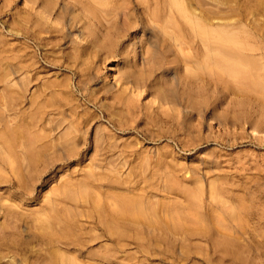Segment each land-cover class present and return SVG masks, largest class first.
Listing matches in <instances>:
<instances>
[{
	"label": "rangeland",
	"instance_id": "1",
	"mask_svg": "<svg viewBox=\"0 0 264 264\" xmlns=\"http://www.w3.org/2000/svg\"><path fill=\"white\" fill-rule=\"evenodd\" d=\"M182 2L0 0V264H264V0Z\"/></svg>",
	"mask_w": 264,
	"mask_h": 264
},
{
	"label": "bare ground",
	"instance_id": "2",
	"mask_svg": "<svg viewBox=\"0 0 264 264\" xmlns=\"http://www.w3.org/2000/svg\"><path fill=\"white\" fill-rule=\"evenodd\" d=\"M143 1V0H142ZM164 1V0H163ZM200 1V0H199ZM135 2V1H134ZM141 2V1H140ZM167 2H168V4H167V7H168V5H169V9L168 10H170V6H171V10H172V12H174V10L176 9V12H178V11H181V13L180 12H178V13H180V15L181 16H183V18L181 17V19H180V21H181V23L182 24H184V22H185V20H186V18L184 19V17H185V15L186 14H183V2H182V0H167ZM163 3V2H162ZM144 4V3H143ZM145 4H146V2H145ZM153 4H156L155 3V1H154V3ZM159 4V3H158ZM164 4V3H163ZM147 5V4H146ZM198 5V4H197ZM139 5L137 4V3H134V7H138ZM149 6V5H148ZM147 7V6H146ZM175 7H179V9L177 10V8H175ZM173 8V9H172ZM191 8V7H190ZM99 9H101V8H99ZM137 9V8H136ZM143 9V8H142ZM147 9H148V7H147ZM161 9V8H160ZM187 9V8H186ZM170 10V11H171ZM188 10H189V8H188ZM152 11H154V9L152 10ZM152 11L150 12L149 10L148 11H146V9H145V7H144V10L141 12V14L140 15H138L137 17H138V19H137V21H138V23L142 26V27H147L148 26V20H149V17H148V15L151 17V18H156V19H160V17H159V14L157 15L156 14V12L154 13H152ZM185 11V10H184ZM176 12H174L175 14H176ZM158 13V12H157ZM185 13V12H184ZM193 13V12H192ZM155 15V16H154ZM197 16V15H196ZM180 17V16H179ZM194 17V16H193ZM195 18V17H194ZM194 18H190V19H192V21H191V24H187V27H188V25H191L192 26V28L194 29V31H195V33L196 34H194V36H192V38H194V42H196L197 44L198 43H200L201 41H200V39H198V41H196L195 40V38L197 37L198 38V36H199V38H201V36L203 37V35L202 34H204V33H202V24H201V22H199L197 19H194ZM184 19V20H183ZM188 19V18H187ZM126 20H128V19H126ZM130 20V19H129ZM161 21H162V19H161ZM209 21V20H208ZM173 22V21H172ZM186 22H188V23H190L189 22V19H188V21H186ZM180 23V24H181ZM170 25H171V20H169V19H167L166 21H165V24H164V26H165V28H167L168 26L170 27ZM173 25H175V24H173ZM135 26V25H134ZM180 27H181V25H180ZM182 27H184V28H187L185 25H183ZM190 28V27H189ZM188 28V29H189ZM192 28H190L189 30L191 31L192 30V32H194L193 31V29ZM206 28V27H205ZM184 31V30H183ZM169 32V31H168ZM214 32V31H213ZM177 33H180V32H177ZM209 34V33H208ZM215 34V33H214ZM183 35V34H182ZM224 35V34H223ZM181 36V35H180ZM207 35H205V37H206ZM213 36V35H212ZM215 36V35H214ZM214 36H213V38H214ZM217 36V35H216ZM221 36V35H220ZM189 37V36H188ZM204 37V38H205ZM185 38H187V36L185 37ZM212 37L210 38L209 37V35H208V37L206 38V39H203V42H206V43H210V45H211V48H217L218 47V50L219 49H221V50H225V51H229V52H231V51H234L235 50V48H236V46H234V42H233V37L232 36H227V37H225L224 38V40H225V42L224 43H219V45L216 43V41L213 39ZM179 42H180V44L183 46V47H185V45H187L186 43V41L184 40V37H179ZM189 39V38H188ZM208 41V42H207ZM205 43V44H206ZM178 44V43H177ZM207 45V44H206ZM209 45V44H208ZM180 46V45H179ZM243 48H245V47H243ZM242 48V49H243ZM248 48V47H247ZM246 49V48H245ZM220 50V51H221ZM219 54H220V52H219ZM49 59V58H48ZM15 104V103H14ZM28 117V116H27ZM28 124V123H27ZM26 124V125H27ZM35 125V124H34ZM28 128V127H27ZM31 130V129H30ZM12 134V133H11ZM32 134V133H31ZM29 135V134H28ZM9 137V136H8ZM7 137V138H8ZM6 138V137H5ZM10 139V138H9ZM16 141V140H15ZM44 143V142H43ZM44 146V145H43ZM39 147V146H38ZM42 147V146H41ZM3 150V149H2ZM5 150V149H4ZM33 150V149H32ZM1 153V152H0ZM31 153V152H30ZM32 154V153H31ZM10 157V156H9ZM35 157H36V154H35ZM11 158V157H10ZM4 162V161H3ZM236 220V219H235ZM46 226V225H45ZM238 227H234V228H236V230H237V232H240L241 231V227L239 228V225H237ZM217 227V226H216ZM215 227V228H216ZM230 227V226H229ZM233 227V226H232ZM222 228V227H221ZM217 229V230H221V232L223 233V235H228V233L229 232H227V231H223L224 229H226V228H223V229ZM231 228V227H230ZM197 230H199V232H201V233H204V234H207V233H211L212 232V230H211V228H205V229H197ZM217 230H215V232L217 231ZM219 231H217L218 233H219ZM234 231H235V229H234ZM242 231H243V229H242ZM245 232V231H244ZM217 233V234H218ZM231 233V232H230ZM221 234V233H220ZM211 235V234H210ZM215 235V234H214ZM213 235V236H214ZM245 235V234H244ZM203 236V235H202ZM212 236V237H213ZM236 237V236H235ZM209 238V237H208ZM222 238V237H221ZM217 239V238H216ZM223 241V240H222ZM216 246V245H215ZM219 248H221V247H219ZM218 251H219V249H218ZM257 252V251H256ZM262 253V252H261ZM234 255V254H233ZM234 256H236V253H235V255ZM233 257V256H232ZM237 258V257H236ZM238 259V258H237ZM234 262V261H233ZM241 262V261H240Z\"/></svg>",
	"mask_w": 264,
	"mask_h": 264
}]
</instances>
